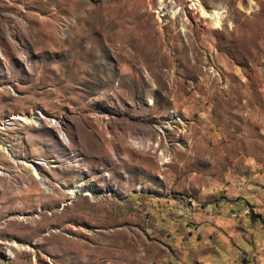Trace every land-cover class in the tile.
<instances>
[{
  "label": "rangeland",
  "instance_id": "1",
  "mask_svg": "<svg viewBox=\"0 0 264 264\" xmlns=\"http://www.w3.org/2000/svg\"><path fill=\"white\" fill-rule=\"evenodd\" d=\"M157 1L0 0V264H264V0Z\"/></svg>",
  "mask_w": 264,
  "mask_h": 264
},
{
  "label": "crops",
  "instance_id": "2",
  "mask_svg": "<svg viewBox=\"0 0 264 264\" xmlns=\"http://www.w3.org/2000/svg\"><path fill=\"white\" fill-rule=\"evenodd\" d=\"M220 224L223 222H219ZM170 242L172 254L164 255L156 264H242L237 250L229 249L225 238H164ZM264 238L239 240L238 249L253 251L252 257L262 261L264 250H259ZM247 250V251H249ZM171 261V263H169Z\"/></svg>",
  "mask_w": 264,
  "mask_h": 264
},
{
  "label": "bare ground",
  "instance_id": "3",
  "mask_svg": "<svg viewBox=\"0 0 264 264\" xmlns=\"http://www.w3.org/2000/svg\"><path fill=\"white\" fill-rule=\"evenodd\" d=\"M168 2L166 0H158L157 1V6H158L157 14H159V11H162L164 9L165 5ZM187 2L190 3V6H189L190 10H193L198 15V17L201 20H203L204 22H206V24L212 30H221L222 24H223V20L225 19V15H224V10L220 6L212 5L211 7L206 8V7L203 6V4L201 3L200 0H187ZM252 6H254L253 1L252 0H247V4H246V11L247 12L246 13H250L251 12ZM171 14L173 16L175 14V12L172 11ZM40 119L41 118H38V121H40ZM158 132L162 133L161 130H158ZM139 142H140V139L131 141V143L133 145L134 144L139 145ZM147 146H149V144H147ZM0 150H2L1 147H0ZM6 153L8 155L7 151H6ZM160 154L163 155V156H167L168 155V150L167 149H162ZM9 158H10V161L12 162V164L16 163L17 159H15L14 156L10 155ZM22 165H23V163H22ZM33 167L36 169V163H33ZM32 178L38 184V186L42 190H44V192L51 193L52 188L47 184L48 181L46 179L41 177L38 173H33L32 174ZM74 188H75V190L73 189L70 192L71 197H74L75 194H77L79 191H81V184L76 185ZM13 247L18 248L17 245H14ZM21 250H28V249L27 248H22ZM12 258H13L12 253H10L9 254V259H12Z\"/></svg>",
  "mask_w": 264,
  "mask_h": 264
}]
</instances>
